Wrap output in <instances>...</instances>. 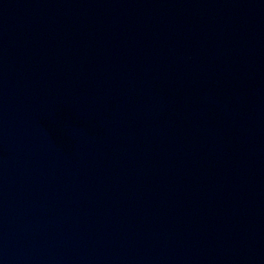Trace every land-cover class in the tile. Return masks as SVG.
<instances>
[{
  "label": "water",
  "instance_id": "1",
  "mask_svg": "<svg viewBox=\"0 0 264 264\" xmlns=\"http://www.w3.org/2000/svg\"><path fill=\"white\" fill-rule=\"evenodd\" d=\"M0 264H264V0H0Z\"/></svg>",
  "mask_w": 264,
  "mask_h": 264
}]
</instances>
